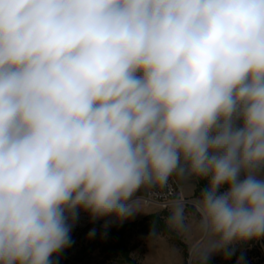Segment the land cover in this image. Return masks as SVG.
Segmentation results:
<instances>
[{
	"label": "clouds",
	"instance_id": "9594fccd",
	"mask_svg": "<svg viewBox=\"0 0 264 264\" xmlns=\"http://www.w3.org/2000/svg\"><path fill=\"white\" fill-rule=\"evenodd\" d=\"M173 178L200 264L264 238V0H0V264H53L79 213L123 222Z\"/></svg>",
	"mask_w": 264,
	"mask_h": 264
},
{
	"label": "rangeland",
	"instance_id": "374dc122",
	"mask_svg": "<svg viewBox=\"0 0 264 264\" xmlns=\"http://www.w3.org/2000/svg\"><path fill=\"white\" fill-rule=\"evenodd\" d=\"M173 180L177 187L175 202L181 195L184 197L185 211L180 222L170 220L175 202L167 208L140 202L138 211L123 222L106 217L86 230L71 231V247L54 257L53 264H200L206 236L195 209L198 183ZM154 189L138 195L144 197ZM92 229L95 236L89 237ZM241 255V264H264V238L237 246L228 259L214 254L206 264H237Z\"/></svg>",
	"mask_w": 264,
	"mask_h": 264
},
{
	"label": "built area",
	"instance_id": "2783aa9c",
	"mask_svg": "<svg viewBox=\"0 0 264 264\" xmlns=\"http://www.w3.org/2000/svg\"><path fill=\"white\" fill-rule=\"evenodd\" d=\"M177 196V187L174 180H170L169 185L164 188L151 190L146 196L141 197V203L145 205H159L162 208L169 207ZM93 221L87 213H79L78 219L71 231H83L88 229Z\"/></svg>",
	"mask_w": 264,
	"mask_h": 264
}]
</instances>
